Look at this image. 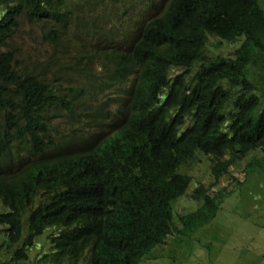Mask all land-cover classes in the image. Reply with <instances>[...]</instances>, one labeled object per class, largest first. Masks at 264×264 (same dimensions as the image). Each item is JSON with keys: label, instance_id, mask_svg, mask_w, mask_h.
<instances>
[{"label": "trees", "instance_id": "16d2710c", "mask_svg": "<svg viewBox=\"0 0 264 264\" xmlns=\"http://www.w3.org/2000/svg\"><path fill=\"white\" fill-rule=\"evenodd\" d=\"M63 2L0 0V156L21 121L34 128L44 105L59 106L39 67L17 66L11 37L20 19L45 20ZM147 3L155 10L156 0ZM155 15L148 13L149 30L131 53L114 61L121 76L140 68L130 85L116 89L128 125L92 151L0 173V256L7 255L0 264L25 262L33 248L37 264H145L170 236L184 239L210 223L230 192L211 195L199 185L192 194L199 206L175 215L173 202L191 177L173 164H190L201 153L219 177L248 153L264 154V0H171ZM210 37L219 40L215 51L229 52L211 53ZM156 50L160 58L175 50L181 71L143 67ZM143 137L147 145L128 148ZM259 164L264 157L249 166Z\"/></svg>", "mask_w": 264, "mask_h": 264}, {"label": "rangeland", "instance_id": "374dc122", "mask_svg": "<svg viewBox=\"0 0 264 264\" xmlns=\"http://www.w3.org/2000/svg\"><path fill=\"white\" fill-rule=\"evenodd\" d=\"M133 2L67 0L65 8L59 11L61 13H56L63 21L49 18L29 23L20 19L11 39L17 66L39 67L38 70L48 67L51 77H54L53 71L60 69L55 74V86L52 87L53 101L59 106L48 112L42 126L44 133L38 132L36 139H31L29 148L23 142L10 148V159L2 165L5 172H15L32 160L41 158L38 155L40 149L46 148V158L94 149L127 122V109L117 112L119 104L97 109V105L106 98L116 102L122 97L116 93V88L107 87L101 93L89 96L85 92L89 81L86 77L82 81L74 70L83 66L81 56H89L95 42H99L100 47H110L109 33H116V38L127 33V40L131 38L134 33L128 29L127 23L108 13L116 12L122 19V10ZM166 4L163 3L156 13L159 14ZM103 10L108 12L103 23L97 22L95 29L82 27ZM56 41H59L57 46L54 45ZM218 43L217 38H209L207 47L210 52H229L226 47L215 51ZM66 47L73 54L68 62L58 53ZM98 60L96 56L91 58L92 62ZM92 74L91 80L95 84L103 77L96 68L92 69ZM198 156L187 170L193 182L187 191L203 185L209 187L211 195L223 187L230 192L210 223L195 229L191 236L184 239L170 236L165 244L153 250L151 256L155 258L145 260V264H264V164L249 166L257 158L264 157L263 152L256 150L248 153L219 177L212 175L208 158ZM192 194L193 190L176 200L173 205L175 215L193 211L199 206L200 202L193 199ZM4 239L0 236V245ZM36 251L34 248L30 250L29 259L20 264H37ZM0 257L5 259L7 255Z\"/></svg>", "mask_w": 264, "mask_h": 264}, {"label": "clouds", "instance_id": "9594fccd", "mask_svg": "<svg viewBox=\"0 0 264 264\" xmlns=\"http://www.w3.org/2000/svg\"><path fill=\"white\" fill-rule=\"evenodd\" d=\"M148 1L149 0H137L133 3V5L131 6L130 9H128L127 7L124 8L122 10V14H124L122 16V19H121V15L120 16L117 15L116 12H109L108 13L106 10H103L102 13H100L99 15H96L93 18V20H90L87 25L84 24L82 26L84 29H86V28L95 29L97 22L103 23L106 20V18H107L106 12H107L109 14V16L118 19V21L122 20L123 22L127 23L128 29L134 33L129 40H127V36H128L127 33L122 34L120 38L115 37L116 33H109L107 35V37L109 38V41H110L109 43H111L109 48L100 47V43L95 42L94 43V49H93L92 53L89 56H87V55L81 56L83 58V60H82L83 66L76 68L74 70V72L80 75V78L82 81H84L83 77H86L87 80L89 81L90 85H99V86L103 87V90H101L100 92H92L93 94H88L89 96H93L96 93H101L102 91L106 90V88L109 86H113L117 90H119L122 86H128L131 84V82L134 78L133 76L137 73V71L140 68L135 64L132 66V69L130 72L121 76V75L117 74L113 69L114 61L117 59L118 55L121 53L130 54L132 47L135 46L142 39L143 31L145 28H147V23L150 21V18H148V16H147L148 13H151L154 11L156 13L157 10H159V8L163 5V3L167 2L165 8L159 14L156 13L155 16L161 15L164 12V10L167 8V6L169 5L171 0H156L157 3L155 6V10H149V11L147 10V5H148L147 2ZM66 2H67V0H64V2L60 8L55 9V10H50V12H53L55 14L61 13L59 11L61 9L65 8ZM50 18H54L58 21H63V19L58 17L57 14L50 16ZM47 19H49V18H47ZM35 22H37V21H33L32 23H35ZM64 26H65V23H64ZM147 29L149 30V28H147ZM11 39H12V37H11ZM158 43H161V42H158ZM54 45L55 46L59 45V41L54 42ZM58 53L60 54V58L64 59L66 62H68L73 57V54H72L71 49L69 47L58 50ZM211 53H208V54L212 55ZM93 56L98 57L99 60L96 62H92L91 58ZM50 64L51 63H49V67H50ZM143 67H147L150 69L155 68L157 70L166 71V72L169 71L172 76L175 75L176 69L181 71L175 63V50L169 58H160L158 55V50H156L155 55L152 58H150L149 60H147L146 64ZM93 68H96L103 76L102 79L96 84L93 83L91 80V77L93 76V74H92ZM59 70L60 69H56L55 71H53L52 75L54 77H51L50 73L48 72V67L46 69H42L43 74L45 76V83H51L50 87L55 86V82H54L55 74ZM108 104L109 105L119 104L120 107L117 109V112H121L122 109H127V115L126 116L128 118V107L125 103L123 96L116 102L112 98H106L105 100L101 101L97 105V109L103 110V108ZM49 111H52L51 106L48 107L47 105H44L43 109L37 113V121H38L37 126H35L34 128H31L28 126L29 124L27 122L21 121V129H20L21 132L20 133L19 132H11L6 136L5 146H4L3 152L0 156V173H1V176H4L5 174L18 173V172L24 170L30 163L36 161V160H32L27 165H25L22 169L17 170L15 172H9V171L5 172L2 169V165L7 160L10 159V148L12 146H17L20 142H23L25 144V146H27L29 148V146L32 144V140L36 139V136H34V130H36V135L38 132L44 133L42 126L44 124V120L48 116ZM127 125L128 124L126 122L122 127H120L115 132H113V134L111 136H109L106 140L107 141L110 140L112 137H114L119 132H121ZM145 145H147V138L143 137L141 142H139L137 144H133V145L129 146L128 148H133V149L139 150L141 147H143ZM45 149L46 148L39 150L38 155L41 156V158H39V159H47L48 161H56L60 158H66V157H71V156L77 155V153H74V154H69V155H58L54 158H46L45 156H46L47 151H45ZM86 151H89V150H86ZM82 152H85V151H82ZM199 154L203 155L201 153H198L197 158H199V156H198ZM197 158H195V160L190 164L182 165L178 161L173 165L180 164L178 171L182 174H186V175L190 176V174L187 173V170L196 161ZM190 183L193 184L192 178H191ZM196 187L194 186V188H196ZM192 190H189V191H192ZM189 191L186 190L185 193H187ZM185 193L182 194V196L185 195ZM182 196H180V197H182ZM180 197H178L177 199H179ZM176 200L173 202V205L176 202Z\"/></svg>", "mask_w": 264, "mask_h": 264}, {"label": "bare ground", "instance_id": "6f19581e", "mask_svg": "<svg viewBox=\"0 0 264 264\" xmlns=\"http://www.w3.org/2000/svg\"><path fill=\"white\" fill-rule=\"evenodd\" d=\"M91 151H92V150H91ZM91 151H90V152H91ZM58 160H59V159H58ZM9 176H11V175H9Z\"/></svg>", "mask_w": 264, "mask_h": 264}]
</instances>
